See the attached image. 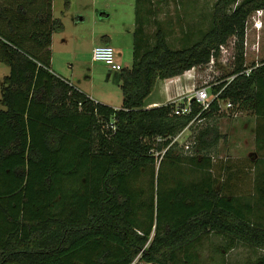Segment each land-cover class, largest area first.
<instances>
[{
	"label": "trees",
	"instance_id": "trees-1",
	"mask_svg": "<svg viewBox=\"0 0 264 264\" xmlns=\"http://www.w3.org/2000/svg\"><path fill=\"white\" fill-rule=\"evenodd\" d=\"M260 9L264 0H217L209 31L179 50L162 30L150 46L140 18L132 67L119 72L124 99L116 109L52 71V36L63 29L53 19V0H0V62L10 67L0 110V264H193L194 248L212 235L223 239L218 253L264 251V205L238 204L211 178L196 177L212 164L196 150L216 145L219 130L208 126L196 137L188 181L174 139L199 108L181 117L174 104L146 105L159 80L206 65L232 38L235 70H242L246 22ZM222 97L264 118V63L237 77ZM217 113L214 105L202 118ZM167 167L174 171L171 192L158 198L156 210L155 197L145 203L132 184L151 174L154 185L158 173L161 185ZM246 264H264V254Z\"/></svg>",
	"mask_w": 264,
	"mask_h": 264
},
{
	"label": "rangeland",
	"instance_id": "rangeland-1",
	"mask_svg": "<svg viewBox=\"0 0 264 264\" xmlns=\"http://www.w3.org/2000/svg\"><path fill=\"white\" fill-rule=\"evenodd\" d=\"M216 2L217 0H142L139 5L138 0H53L55 18L59 19L65 28V32L59 33L56 38L53 55L56 61L55 71L70 79L75 87L93 95L101 103L121 108L124 97L119 84V72L114 71L109 77L110 67L105 63L93 61V47L103 44L101 37L98 43L93 42V35L111 32L114 35L111 46L117 58L122 56L123 67L131 68L136 42L135 32L140 18L142 19L139 26L143 29V38L150 46L155 43L156 33L162 30L170 47L179 50L199 41L209 31ZM138 6L142 7L140 15ZM254 38L255 36L251 35V40ZM230 41L233 42L234 38ZM261 58H264V53ZM9 74L10 67L0 62V110L5 109L2 103V83ZM155 89L154 96L161 91L163 93L160 82H157ZM247 116H249L247 111L238 108L227 113L218 112L213 118L200 124L195 123L182 133L174 156L183 159L180 167L187 174L188 181L194 179V173L188 165V157L194 154L193 143L200 131L209 126L216 127L222 134L233 135L237 132L233 126ZM186 145H190L189 150L186 149ZM172 173L174 171L169 167L164 170L162 175L164 184L161 185L158 173L154 185L151 183V174L142 175L139 183L132 184V188L138 197L142 192V200L147 204H151L155 197L157 210L158 198L166 199L171 192L167 185ZM164 204L167 205L165 201ZM222 244L223 239L217 235L204 238L199 247L197 244V249L194 248L193 264H224V261L225 264H246L253 263L258 256L264 254L263 250L255 253L245 246L226 253L216 252L217 249L224 250Z\"/></svg>",
	"mask_w": 264,
	"mask_h": 264
},
{
	"label": "built area",
	"instance_id": "built-area-1",
	"mask_svg": "<svg viewBox=\"0 0 264 264\" xmlns=\"http://www.w3.org/2000/svg\"><path fill=\"white\" fill-rule=\"evenodd\" d=\"M264 9L257 10L251 14L246 22V31L244 39L243 51V68L236 72L237 67V48L236 39L228 41L222 45L219 55H212L210 61L203 66H196L183 74L161 80L164 84L167 101L166 104H174V113L176 116L187 117L193 115L195 105L199 108V112L191 122L190 127L195 123H203L206 121L202 118L203 113L211 112L214 105H217L218 112L236 111L237 106L230 99L222 97L225 88L239 76H251L254 70L262 66L264 58ZM251 35L255 38L251 40ZM93 61L105 63L112 71L120 72L124 69L121 62L118 61L115 50L111 45L102 44L94 48ZM223 87L215 92L214 88L220 85ZM177 88L175 93L170 90ZM159 106H162L159 105ZM158 107V105L154 106ZM151 108V107H148ZM112 128L115 130L114 123ZM182 133L174 139L178 142ZM163 139H159L162 141ZM195 146L196 142L193 143ZM186 149H190V145H186ZM166 150L162 153L164 155ZM159 157L160 153H156ZM161 159L157 161V167L160 165Z\"/></svg>",
	"mask_w": 264,
	"mask_h": 264
},
{
	"label": "crops",
	"instance_id": "crops-1",
	"mask_svg": "<svg viewBox=\"0 0 264 264\" xmlns=\"http://www.w3.org/2000/svg\"><path fill=\"white\" fill-rule=\"evenodd\" d=\"M53 19L59 20L55 18L54 10ZM63 32H65L64 25L61 31H54L52 36V71L62 80L74 86L70 79L57 74L55 71L56 61L53 55L56 48V38L59 33ZM100 37L103 44L111 45L114 41V35L109 31L100 33L97 36L93 35L92 41L98 43ZM99 45L102 44L94 46L93 50ZM121 58L122 56L117 58L119 62H121ZM113 72L110 69L109 77ZM159 82L163 86V93L161 91L157 96L152 93L146 100L148 107L164 105L167 101L164 84L161 80ZM75 88L95 102L101 103L93 95L77 87ZM170 91L175 93L177 88ZM162 96L163 98L165 97L164 100ZM247 112L249 116L233 126L234 130L237 131L236 133H233V135L220 133V140L216 145L212 147L201 145L197 148L196 155L201 158L204 155H209L212 159V164L209 169H201L196 177L198 180L202 177L211 178L213 186H215L221 196H225L228 199L235 198L239 200L238 204L264 205V118H259L251 112ZM237 126L238 128H236ZM222 152H225V154H222Z\"/></svg>",
	"mask_w": 264,
	"mask_h": 264
}]
</instances>
